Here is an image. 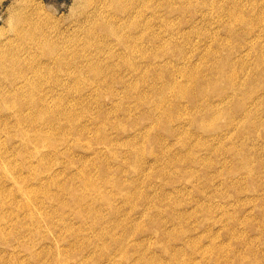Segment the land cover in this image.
I'll return each mask as SVG.
<instances>
[{"label":"rangeland","instance_id":"obj_1","mask_svg":"<svg viewBox=\"0 0 264 264\" xmlns=\"http://www.w3.org/2000/svg\"><path fill=\"white\" fill-rule=\"evenodd\" d=\"M113 1L0 0V40L22 30L26 42L40 40L41 70L52 49L74 72L41 71L42 102L71 114L41 121L47 157L0 182V264H149L125 247L114 227L123 218L152 231L138 246L165 263L153 229L172 227V209L184 220L178 231L194 226L187 244L170 239L178 263L264 264V0L137 1L136 45L147 56L129 73L130 46L107 34L123 22L111 17ZM79 168L97 188L88 191ZM122 183L133 188L127 206ZM158 209L164 222H148Z\"/></svg>","mask_w":264,"mask_h":264},{"label":"bare ground","instance_id":"obj_2","mask_svg":"<svg viewBox=\"0 0 264 264\" xmlns=\"http://www.w3.org/2000/svg\"><path fill=\"white\" fill-rule=\"evenodd\" d=\"M118 1L119 0H117V1L114 0L113 2L115 5H117L116 7L118 8L117 10H119V13H117L111 17H113L114 20H120L123 22L122 23L120 22L121 24L119 23V24H116L115 26H114V24H112V25L108 24L107 25V29H108L107 34H109L108 35L109 38H112L114 41L116 40L119 42V43L115 42L118 46H122L125 44H128L130 46V48L128 49L129 50L128 55H130V54L135 55V56H133L135 60L133 59V61H132L135 63L134 64L129 63V65H128V68H130L132 70H124V72L129 73L130 71L134 72V70L137 69V67H139V65H140L139 62L142 60L137 61V58L140 57V59H142V57L147 56L145 54L147 51L143 50L142 48H140L139 46L136 45L138 43L139 37L143 36L142 34H140L138 26L140 23L139 20L142 19V17H144V15H143V13L139 14L138 11L133 12L134 5H136L137 1H140V0H131V1H128L127 3L122 2V4H120ZM12 28H13V26H12ZM14 28H15V26H14ZM13 30H11L10 33ZM15 31L17 32V30H15ZM21 32H22V30H21ZM21 32H18L16 34L15 38H13V39L10 37H7V38H4L3 40H0V182H3V181L9 182V183H11V185L19 178V176H16V175H18V174L21 175V172H20L21 167L22 168L26 167V168L32 169L34 166L38 165L41 162V157H47V155H48V152L41 153V121H45L46 119L49 118L51 120V122H58L60 119L65 118V116L71 114L68 111H64L62 108H60L59 105L50 106L45 102V100L42 102V99H45V96H44L45 94L43 95V92L41 90V79H42L41 71L44 70L43 65H42L43 69L41 70V50H40L41 49V47H40L41 43L39 42L40 40L36 41L35 39H33V40H35L33 42H31L32 40L30 42H26L29 40L25 39L26 38L25 35H23V37L25 36V38H23L22 35L19 34ZM28 32L26 31L27 34H28ZM126 33H133V35L126 37ZM12 34H13V32H12ZM1 35H3V34H0V36ZM30 35L28 34V38ZM4 37H6V35ZM31 37H32V35H31ZM31 37H30V39H31ZM14 40H17V42H18L16 44L17 46L13 45ZM107 40H109V39H107ZM19 42H20V44H19ZM115 43H113L111 41L109 42V44H111V45H113ZM97 49H98V47H97ZM48 52H49L48 55L50 57H48L49 59L45 62V64L43 63L48 70H52L53 68L56 69L57 71L65 70L62 72V74H65V75H67L69 73H74L73 71H71L72 65H70L67 62L68 56H66V54L62 53L61 50H60L61 54L59 53V51L57 53L56 50L53 51L52 49H49ZM126 54L127 53H125V55L123 57H125ZM155 55H157V57L163 56L162 54H160V55L155 54ZM154 58H156V57H154ZM95 60H97V57L95 58ZM145 60H147V58H145ZM88 63L89 62H87L86 65ZM89 66H90V64H89ZM46 70H44L43 73H45ZM100 72L101 71L98 69L92 70V73L96 76H98V74ZM45 74H48V72ZM43 76H44V74H43ZM56 82L58 83V80H56ZM184 88H187V87H182V89L179 88L178 93L181 92L182 94H186L187 90L182 91ZM45 91H46V89L44 90V92ZM186 95L189 96V94H186ZM57 99H59V97ZM142 99H144V96L142 97ZM83 127H85V125L80 126L79 130L84 129ZM59 130H60L59 128L55 129V128L51 127V131H53V132H56ZM101 141L107 143L108 141H111V138L108 135L107 136L103 135ZM99 150H101V149H99ZM57 152H59V151H57ZM56 153L53 151L50 155H52V154L55 155ZM81 161H83V160H80L79 162H81ZM34 162H36V164ZM70 164H72V162ZM18 171H19V173H18ZM85 171H86L85 169L79 168L76 174H79L81 176L82 183L84 184V186L87 189H89L88 191H91L95 187L97 188L98 185L97 184L95 185L93 180L88 178L87 175H85ZM16 172L18 174H16ZM52 184L53 185L55 184V185H57V187H60V184H58L56 182H52ZM0 185H1V183H0ZM122 185L126 188H129V189H125V192L120 195L121 198L119 197L120 201L123 202V203H121V202L120 203L124 204V206H125L126 204L128 205L129 203H131L130 197L133 194L132 193L133 188L131 187V183L130 184L122 183ZM1 186L7 187L4 184ZM174 189H173V191H174ZM27 196H28V198H26V203L24 204L23 207L24 208L27 207V209H30V206H31L30 198H31V196L29 194H27ZM152 200L154 201V199H152ZM158 200H159V198H158ZM157 201H155V202H157ZM121 204L119 206H122ZM154 204L156 205L158 203H154ZM198 204H200V203H198ZM159 205H160V203L158 204V207H160ZM194 205H196V204H194ZM167 206L169 207L170 205H167ZM162 207H163V205H162ZM168 207H167V209H164V212H166V210L168 211ZM199 207L202 208V206H199ZM204 207L206 208V206H204ZM170 208L171 207H169V209ZM172 210L171 211L169 210V211L172 213V215L171 214L170 215L173 216L174 218H172L171 221L168 220V222L170 221L171 223L170 222L169 223L172 224L171 228L168 227L171 230L164 226L165 223L163 224V227H160V229H158L157 226H155V228L153 229L154 233H156L157 235H159L161 237L160 239H164V242H162V240H161L160 246H161L162 250L166 252L165 254L168 255L164 259L165 263L160 262V261H162V259L160 257H158V255H156L155 253H150L149 255H146L143 252V248H145V247L138 246L139 242H137V241H140V240H137L136 237L143 238V236L148 234V232H152L149 230V228H146L145 226H143L142 228L131 229L130 226L126 224L130 221H128V219H125V218H123L124 220L122 219V221L119 220V222L115 221L114 227H116L117 225L121 226L120 229L122 230V232H120V235H121L120 238L125 237L126 240L129 239V241H127V243L125 241V243H124L125 247L127 248L128 246H132L133 248H138L140 252H143V253L139 252V256H138L139 262L149 263V264H172L175 261L177 262V260L175 258L179 257L181 246L176 245V244H172V241L170 242V239L171 238H173V239L177 238L175 240H180L183 243L187 244V242H189L191 239L190 235L187 234V232L193 230V228L190 227L191 225L193 226V224H191L190 226H185L186 229L184 231L183 230L178 231L176 229V225H178L179 227L180 226L184 227V225H183L184 220L182 219V221H179L182 218V217H180V219H179V216L182 214L174 213L175 210L173 212H172ZM114 211H115L114 209L111 210L112 213ZM116 211L113 214L110 213L111 216L112 215L115 216ZM177 211H179V210H177ZM170 212H168V213H170ZM138 214L141 216L142 215L146 216V213H144V212H142L141 214L140 213H138ZM147 216H149V215H147ZM125 217H127V216H125ZM128 217H130V216H128ZM30 218H31V221L32 220L35 221V219H33L34 217H30ZM113 219H115V218H113ZM147 220H148V222H151V221L152 222L156 221L159 223L164 222V218L162 217L161 211H159V209L157 210L155 215L152 214L151 216L147 217ZM174 221L176 223H174ZM170 224H169V226H170ZM100 232L98 233L99 236L97 234L98 238H100V237L102 238V236H105V235L106 236L108 235L109 238L114 237V235L111 234L110 232H106V231H102L101 233ZM148 239L149 238H147L146 240H148ZM144 240L145 239H143V241ZM104 241H105V239H104ZM168 251H171V253H169ZM216 251H218V250H216ZM199 255L202 256V254H199ZM204 255H206V254H204ZM209 257H211V256H209ZM34 260H35L34 264H41L40 260H36V259H34ZM202 260H204V259H202ZM215 261L216 260L214 259V262ZM184 262H185V264H187L186 261H184ZM187 262H189V261H187ZM177 264H184V263H181V262L178 263L177 262Z\"/></svg>","mask_w":264,"mask_h":264}]
</instances>
